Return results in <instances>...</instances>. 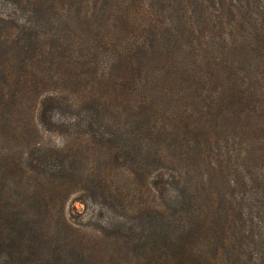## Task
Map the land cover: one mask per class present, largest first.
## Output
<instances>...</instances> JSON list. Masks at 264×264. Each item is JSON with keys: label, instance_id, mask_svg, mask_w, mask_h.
<instances>
[{"label": "trees", "instance_id": "16d2710c", "mask_svg": "<svg viewBox=\"0 0 264 264\" xmlns=\"http://www.w3.org/2000/svg\"><path fill=\"white\" fill-rule=\"evenodd\" d=\"M63 1L33 0L17 6L30 8L32 17L41 18ZM101 1L108 4L110 15H126L117 0ZM220 2L217 10L213 3L212 11L206 0H186L187 6L183 0H173L165 17L171 19L167 21L172 28H178L170 30L167 24L150 29L147 42L128 45L122 54L116 53L117 60L109 61L115 75L106 70L109 80L102 79V87L121 96L130 109L117 104L123 111L114 112L94 98L78 109L64 103L60 92L46 93L37 103L35 126L42 131L59 124L51 112L62 106L74 116H61L59 128L83 129L88 137L103 140L109 134L100 128L101 119L115 115L118 123L129 119L139 128L133 136L137 156L141 146L156 144L155 150H160L157 156L153 151L154 159L175 165L169 174L158 170L149 178L144 166H139V182L146 183L167 207L137 211L152 212L145 220L143 215L136 216L143 227L137 240L129 236L131 225L105 224L106 229L122 232L120 243H132L138 249L139 264H264V170L257 165L264 161L260 114L264 112V17L260 23L254 21L253 12L242 6L243 0ZM215 33L225 42L238 43L245 61H229L226 54L215 51L202 52ZM194 43L198 49H190L189 60L188 53L183 60L182 52ZM59 49L60 45L45 49L29 43L22 54L56 60ZM67 56L68 62L58 63L60 71L68 69L78 77L81 69L90 76L97 74L88 61L78 63L74 55ZM32 61L35 65L43 60ZM18 84L12 83L7 98L21 94ZM258 142H263L262 152L251 155L249 151ZM64 163L56 151L34 149L26 159L24 175L5 178L9 184L0 187V264H85L81 249L86 246L73 240L64 208L56 210L50 205L52 196L27 191L29 182L44 184L63 173ZM75 249L81 256L73 253Z\"/></svg>", "mask_w": 264, "mask_h": 264}, {"label": "rangeland", "instance_id": "374dc122", "mask_svg": "<svg viewBox=\"0 0 264 264\" xmlns=\"http://www.w3.org/2000/svg\"><path fill=\"white\" fill-rule=\"evenodd\" d=\"M117 1L124 6L126 15L122 12L116 16L110 15L108 4H102L99 0H64V4L56 6L54 12L38 18L39 15H30V8L24 10L17 6L18 2L34 3L33 0H0V187L9 184L5 178L13 174L24 175L26 159L34 149H50L64 157L63 173L44 184L29 182L27 191L42 193L47 198L52 196L50 205L56 206V210L64 208L65 218L72 226L70 234L73 240L81 241L86 246L81 249L85 264H94L92 261L139 264L138 249L132 243H120L124 240L122 232L106 229L105 224L108 221L115 225L125 222L131 225L129 236L137 240L143 227L136 216L143 215L142 220H145L152 215L149 209L141 214L137 211L145 208L165 210L167 207L153 190L146 187V183L139 182V166H144L148 178L158 170L169 174L175 166L154 159V143L149 148L141 146V154L137 156L138 145L133 136L139 128L129 119L120 123L115 120V115L101 119L100 128L103 126V131L109 134L103 140L88 137L83 129L59 128L63 118L74 116L72 112L63 110L65 107L62 106L51 112L59 123L55 128L42 131L35 126L37 103L46 93L60 92L64 103L75 104L78 109L87 105L84 101L94 98L99 103L110 105L114 112L123 111L117 104L126 106V101L102 87V79L109 80L106 70L115 75L109 61L117 60L119 55L116 53L122 54V49H127L128 45L147 42L146 34L150 29H160L169 24L167 20L171 19L165 14L173 0ZM206 1L211 10L213 3L215 10L221 3L220 0ZM237 3L240 5V2ZM183 4L187 6L186 0H183ZM242 6H247L253 12L254 21L261 22L264 1L243 0ZM25 23L27 27H24ZM174 28L178 26L172 28L169 24L170 30ZM113 29L115 32L110 34ZM160 31L164 33L163 37H167L165 30ZM208 38L209 48L202 52L215 51L226 54L225 58L229 61H245V53H241L238 43L225 42L216 33ZM98 39H103L104 43L100 45ZM29 43L45 49L60 45L56 58L60 57L56 60L25 58L22 48ZM190 49L198 47L194 43L185 49L182 52L183 60L186 53L189 60ZM67 55H74L78 63L88 61L96 67L97 74L90 76L88 70L81 69L82 76L78 77L68 69L60 71L58 63L68 62L65 60L69 59ZM172 57L176 58V53ZM32 60L43 61L34 65ZM252 70L256 71L254 65ZM102 73L106 76L99 78ZM17 81L21 94L16 98H7L12 83ZM111 85L115 86L114 83ZM111 103L118 108L114 109ZM127 107L130 109L129 106L124 108ZM260 114L264 119V112ZM33 126L37 131L34 132ZM262 143H254L255 151L252 149L249 153H261ZM159 150H155L156 156ZM257 165L264 170V161H258ZM26 204L25 201L23 206ZM81 251L75 249L73 253L81 256Z\"/></svg>", "mask_w": 264, "mask_h": 264}]
</instances>
